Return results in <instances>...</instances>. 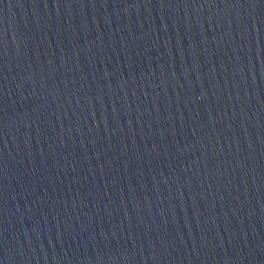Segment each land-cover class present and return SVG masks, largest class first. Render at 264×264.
<instances>
[{
  "label": "water",
  "instance_id": "water-1",
  "mask_svg": "<svg viewBox=\"0 0 264 264\" xmlns=\"http://www.w3.org/2000/svg\"><path fill=\"white\" fill-rule=\"evenodd\" d=\"M0 264H264V0H0Z\"/></svg>",
  "mask_w": 264,
  "mask_h": 264
}]
</instances>
